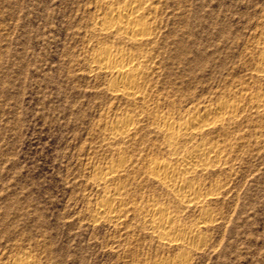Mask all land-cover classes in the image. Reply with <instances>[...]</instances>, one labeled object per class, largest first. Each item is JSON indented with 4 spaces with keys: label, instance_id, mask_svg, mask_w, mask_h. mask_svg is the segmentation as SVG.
Wrapping results in <instances>:
<instances>
[{
    "label": "rangeland",
    "instance_id": "rangeland-1",
    "mask_svg": "<svg viewBox=\"0 0 264 264\" xmlns=\"http://www.w3.org/2000/svg\"><path fill=\"white\" fill-rule=\"evenodd\" d=\"M105 1L0 0V264H264V111L245 104L198 140L230 143L228 162L196 176L203 196L216 193L202 209L180 204L146 172L172 157L151 118L132 141L107 139L109 121L145 107L112 95L95 69L100 46L123 45L94 33ZM154 2L155 37L141 48L157 113L264 93V0ZM121 155L132 164L110 186L122 190V222L96 221L110 193L97 169ZM155 203L175 216L172 237L199 236L162 239L147 214ZM205 210L214 221L200 226Z\"/></svg>",
    "mask_w": 264,
    "mask_h": 264
},
{
    "label": "bare ground",
    "instance_id": "bare-ground-1",
    "mask_svg": "<svg viewBox=\"0 0 264 264\" xmlns=\"http://www.w3.org/2000/svg\"><path fill=\"white\" fill-rule=\"evenodd\" d=\"M99 8L94 33L104 38H114L119 43L123 42L122 46L124 43L130 46H100L93 56L95 69L109 75L108 90L112 95L136 104L142 103L145 107L139 114L124 112L109 121L107 139L111 143L132 141L142 118H151L154 127L164 133L165 144L172 157L150 159L146 165L149 178H153V181L156 180L162 188L167 189L183 206L195 205L202 209V204L213 198L211 196L216 193L210 192L203 196L202 184L197 182L198 174L209 170L214 164L227 163L228 148L231 144L198 140L214 126H223L226 122L236 120L245 104L253 103L256 108L264 111V93H246L238 101L220 100L215 106H204L203 110L193 107V110L189 109L192 112L178 119L171 113H157L150 106L145 88L150 58L141 48L150 44L155 37L156 26L153 19L158 9L154 0H107ZM261 66L260 71L264 72V53ZM190 142L193 143L191 148H181ZM131 164L130 157L121 155L117 161L108 165L107 170L97 169V180L103 185L104 191L110 193L97 206L94 214L96 221L106 219L117 222L121 218L120 213L124 211L123 200L116 199L122 195V190L119 186L111 188L110 185L125 175ZM147 214L161 238L169 242H188L199 236L200 228H196L183 236L172 237L171 229L176 218L165 205L152 204ZM120 221L122 222V219ZM213 221L212 213L205 210L198 222L202 226V223ZM13 264H33V261L18 259Z\"/></svg>",
    "mask_w": 264,
    "mask_h": 264
}]
</instances>
